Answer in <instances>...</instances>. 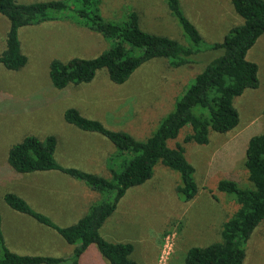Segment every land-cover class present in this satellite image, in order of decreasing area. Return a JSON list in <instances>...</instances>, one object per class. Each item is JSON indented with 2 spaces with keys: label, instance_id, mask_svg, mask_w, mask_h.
I'll use <instances>...</instances> for the list:
<instances>
[{
  "label": "rangeland",
  "instance_id": "1",
  "mask_svg": "<svg viewBox=\"0 0 264 264\" xmlns=\"http://www.w3.org/2000/svg\"><path fill=\"white\" fill-rule=\"evenodd\" d=\"M181 1L187 15L209 42L221 40L231 26L243 21L231 0ZM129 10L139 12L144 29L190 44L165 0H102L101 11L107 18H123ZM62 20H56V25L48 31L23 27L20 39L28 62L21 69L9 70L0 63V212L7 243L13 249L23 248L19 243L27 245L29 236H47L48 231L58 234L13 210L3 198L10 190L32 200L29 186L42 179L39 177L42 173H19L10 167L7 154L13 143L28 134L40 138L54 134L58 139L56 157L61 163L108 175L104 158L113 150V144L98 133L85 132L68 123L64 119L65 109L77 107L109 128L145 138L212 57L211 53L201 52L194 56V62L182 67L171 66L166 58L154 59L138 68L123 84L114 83L105 70H100L90 83L58 89L49 78V63L53 58L93 57L110 45V40L101 34L69 20L62 26ZM3 33L0 26V51L4 48ZM257 46L247 58L259 64L260 85L256 89L247 88L235 98L240 114L235 130L226 133L210 130L209 143L200 144L184 142L190 132V126H184L177 138L169 141L172 146L183 143L186 157L196 168L199 187L196 196L190 201L181 199L176 190L179 172L158 163L153 177L130 187L101 227L106 239L133 243L134 260L143 264H185L190 247L221 239L223 222L238 204L220 191L217 183L221 178L233 176L241 186L250 185L245 166L246 145L251 136L264 131V33L258 38ZM247 119H253L254 124L234 136ZM94 246L82 256L81 264H110ZM245 263L264 264V220L248 241Z\"/></svg>",
  "mask_w": 264,
  "mask_h": 264
},
{
  "label": "trees",
  "instance_id": "2",
  "mask_svg": "<svg viewBox=\"0 0 264 264\" xmlns=\"http://www.w3.org/2000/svg\"><path fill=\"white\" fill-rule=\"evenodd\" d=\"M231 1L243 21L231 26L221 40L209 42L187 15L181 0H165L190 42L184 45L170 35L144 29L137 10H129L120 19L107 18L101 11L102 0H0V13L9 20L5 47L0 53V63L6 69L19 70L28 62L20 39V29L26 25L66 19L110 40V45L93 57L53 58L49 63V78L58 89L90 83L100 70H105L114 83L123 84L151 60L166 58L171 66L182 67L194 62L198 53L212 54L145 138L109 128L102 120L86 116L77 107L65 109L64 119L68 123L85 132L98 133L113 144V150L105 155L108 175L61 163L56 157L58 139L54 134L45 138L28 134L13 143L7 160L14 171H60L83 181L98 191L101 198L75 223L60 225L36 209L28 197L6 191L3 198L13 210L52 228L74 247L67 256L19 253L7 243L0 212V264H81L82 256L91 245H96L110 264H143L131 257L133 243L113 242L102 235L101 227L106 219L130 187L153 177L158 163L179 172L177 194L185 201L192 200L199 188L196 168L186 157L184 144L176 142L172 146L169 141L176 139L184 126H190L184 142L200 144L209 143L210 130L220 133L235 130L240 122L235 98L247 88L256 89L260 85L259 65L248 59L247 54L264 33V0ZM245 166L249 186H241L233 176L221 178L217 183V188L238 204L223 222L221 239L190 247L185 264H246L248 241L264 220V131L248 140Z\"/></svg>",
  "mask_w": 264,
  "mask_h": 264
},
{
  "label": "crops",
  "instance_id": "3",
  "mask_svg": "<svg viewBox=\"0 0 264 264\" xmlns=\"http://www.w3.org/2000/svg\"><path fill=\"white\" fill-rule=\"evenodd\" d=\"M18 1L32 2L27 0H18ZM55 21L56 20H47L44 22H40L33 25H26V26L29 28L39 27L48 31L56 25L54 24ZM66 21H67L66 19L62 20L61 22L62 26H64L67 23ZM0 26H3L4 28L3 35H5L6 37V32L9 26V20L6 16H4L1 13H0ZM23 27L20 30L21 32L23 31ZM25 34L26 31L25 33H23V37ZM257 41L253 45V47L248 51V53L256 49V47H258ZM3 45H5V39ZM21 45H22V40H21ZM254 122L255 121L253 119H251L250 121L247 119V122L244 121V124H242L243 126L240 129L236 130V132L233 133V135L235 136L241 133L243 130L248 129L254 124ZM104 160L106 159L104 158ZM96 172L105 175V172L102 171H96ZM39 173H42V176H39L42 179L37 180V182L29 186V195L30 196L33 195L34 198L32 197V200L28 198V201L36 209L46 213L56 223L60 225H70L75 223L80 217H82L86 213L89 206L93 202L101 198V194L98 191L92 189L83 181L73 178L65 173H62L60 171H52V170L43 171ZM21 215H25V214H21ZM48 233L49 234H47V236L35 235L36 237L33 238L29 236L28 238L29 243L27 245H24L23 243H19L18 245L22 246L23 248L21 247H20L21 249L17 248L15 249V251L19 253L58 252L57 253L58 255L56 256H67L71 254L74 247L72 244L68 242H64L61 238H59L58 234H55L54 232L48 231ZM21 237L23 236L21 235L20 239ZM90 247H95V246L91 245L89 246V248Z\"/></svg>",
  "mask_w": 264,
  "mask_h": 264
}]
</instances>
